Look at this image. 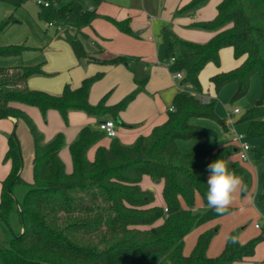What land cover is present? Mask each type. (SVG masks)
I'll return each mask as SVG.
<instances>
[{"label": "trees", "instance_id": "obj_1", "mask_svg": "<svg viewBox=\"0 0 264 264\" xmlns=\"http://www.w3.org/2000/svg\"><path fill=\"white\" fill-rule=\"evenodd\" d=\"M28 1L0 3L16 11ZM43 1L49 6L39 5L40 20L52 23L57 32L70 28L77 33L72 49L79 60L128 66L132 58L102 60L87 51L85 30L100 14L87 10L83 6L86 0ZM89 1L98 5L104 2ZM210 2L191 0L177 7L173 17H194ZM112 22L121 32L135 36L130 18ZM18 23L14 14L7 16L0 22V37ZM189 27L209 33L210 40L195 43L179 38L167 27L163 31L168 36L167 60L175 58L170 71L183 74L182 85L194 92L182 90L175 96L167 122L153 129L150 141L140 138L135 145H125L114 138L109 146H98L91 159L90 151L106 136L98 128L84 127L68 146L72 171L61 157L64 134L46 140L25 106L38 108L44 118L55 110L65 121L72 112H81L116 122L144 90L147 79L138 82L136 90L114 106L107 104L108 95L93 105L90 93L102 73L86 78L77 88L66 85L61 95H53L29 86L32 77L44 73L41 65L0 67V120H23L34 139L33 181L27 182L22 177L20 142L15 131L8 136L4 161L10 164V171L1 181L0 220L11 228L10 220L17 213L21 231H12L11 248L0 250L2 264H235L254 257L260 238L243 245L238 231L231 233L220 257L207 253L214 232L199 238L192 255L184 254L186 237L217 215L207 207V165L223 159L243 177L245 191L252 182L239 164L230 161L235 150L230 143L210 150L200 141L192 152L183 153L178 142L215 134L195 120H212L227 128L216 113V102H202L200 74L209 64L219 67L221 51L232 48L234 58L242 63L215 74L210 82L217 93L235 84L233 100H237L247 94L252 78L260 76L261 96L237 123L248 125V138L262 141L252 152L257 160L264 161V0H221L213 18ZM26 49L24 45H0V56L21 57ZM145 177L161 186L163 205L156 204L153 190L142 187ZM261 186L260 198L264 200V170ZM16 187L25 188L21 201L14 194ZM197 194L205 203L203 214L193 211ZM232 238H236L235 243Z\"/></svg>", "mask_w": 264, "mask_h": 264}, {"label": "rangeland", "instance_id": "obj_2", "mask_svg": "<svg viewBox=\"0 0 264 264\" xmlns=\"http://www.w3.org/2000/svg\"><path fill=\"white\" fill-rule=\"evenodd\" d=\"M126 1V9H129L133 5H138L139 9L142 10L141 13L144 14L145 21L149 20V26L154 30H156L155 34L158 38V42L161 48L160 54V63L165 66L169 62L166 59L167 47H168V36L163 32V29L167 27L168 29H173V24H179L184 26L188 32V37H182L180 35H176L187 41L195 42V43H207L210 38L208 34L201 30L192 29L189 26L198 21H206L209 19L208 14L206 11L203 10L201 14L194 17H183L185 24L177 21V19H164V13H166L168 8H170V4L168 0H156L154 5L157 6V11H146L143 9L142 0H125ZM186 2L191 0H184ZM219 0H211L208 4L206 10H211L213 15L216 12V6L219 3ZM93 2V1H91ZM89 0L83 1V6L87 7L88 4L91 3ZM94 3V2H93ZM102 4V3H101ZM162 4L164 5V11L160 14L162 10ZM95 8L99 5L94 3ZM175 9V8H174ZM175 11V10H173ZM40 7L36 3V1L31 0L28 1L24 7L14 10L13 7L7 5L5 3H0V22L4 20L7 16L14 14V16L21 21L19 24H15L10 29L0 37V45H20L26 44L31 48H36L41 46L49 45L48 48L51 47L52 37L54 36V32L56 26L48 27L46 23L42 22L39 18ZM168 13V12H167ZM166 13V14H167ZM169 15V14H168ZM171 15V13H170ZM196 17V18H195ZM132 22V19L130 17ZM180 20V19H178ZM173 21V22H172ZM148 24V23H146ZM63 28H60V32H62ZM128 35V34H127ZM131 36V35H130ZM199 40L201 42L195 41ZM203 40V41H202ZM45 49V48H44ZM94 57H96L92 51L88 50ZM232 52V51H229ZM231 54L230 63L226 62V58L223 57L221 53V65L219 67L215 66L214 64H209L200 74V83L202 85L203 94L209 96L208 99L205 98L206 103L216 102V113L219 118L223 119L227 125V128L224 129L218 122L206 119L195 120V124H199L204 128L212 130L215 134L205 137H194L190 140H180L179 147L183 153H190L196 147L197 143L200 141L205 142L206 147L210 150L216 149L219 146L225 145L230 143L234 148L238 149L240 147V143L231 142L230 138L227 137V133H234L238 135H242L244 137L243 142H247L252 149L258 147L262 144L261 140H252L247 136V128L248 125L246 123H237L240 118L255 105V102L260 98L262 92V82L259 75H255L250 83V88L245 96L239 98L237 100H233V96L236 92L237 86L235 84H229L225 86L219 93L216 92L214 86L210 82V78L217 73L225 72L222 71V67H232V70L235 69L237 66H234L236 59ZM48 62V58L44 59V56L41 53H24L23 57H5L0 56V67L6 68H16L19 66H36L41 65L44 71V62ZM238 61V60H237ZM83 65H85V61H82ZM147 63H138L133 66V69L137 71L138 74L141 75V80L145 77H149L150 74L148 72L150 65ZM234 67V68H233ZM228 68V69H229ZM213 71H216L213 72ZM220 71V72H217ZM230 71V70H229ZM227 72V71H226ZM45 73V72H44ZM183 75V74H182ZM184 76V75H183ZM65 88V87H64ZM63 88V89H64ZM185 90L189 92H194L193 88L190 86H185ZM42 91V90H41ZM64 91V90H63ZM63 91L61 93H63ZM61 95V94H56ZM201 95V96H202ZM171 103V102H170ZM164 114L167 116L169 112V108L171 107L170 104H166L163 102ZM238 109L241 111L240 114L235 115L234 111ZM25 110L27 113L32 117L33 121L39 128V130L44 134L46 140H51L57 133H63L65 136V147L61 152V156H67L70 160L69 170L72 171V161L71 156L68 148V138L69 135L74 132L78 126H75L76 119L78 117L82 118H89L84 113L75 114L73 116H68L67 121H65L62 116L55 110H51L48 112L47 116L44 118L42 113L38 108L25 106ZM17 125V126H16ZM94 125V124H93ZM90 123L87 124V127L93 126ZM120 127V124H119ZM118 127V129H119ZM83 128V127H82ZM81 128V130H82ZM60 129V130H58ZM15 131L16 136L20 142L21 152H22V161H23V172L22 177L27 182L33 181V157H34V139L30 128L23 120L18 121V123L10 124L8 119L0 120V195H1V181L4 180L9 171H10V164L4 161L5 154L8 149V136L11 135ZM143 138L146 141H150L152 138V132H149L147 135H140L138 139ZM104 139V138H103ZM102 139V140H103ZM104 140H107L106 138ZM109 140H107L108 142ZM136 141V142H137ZM133 145H135V143ZM72 143V142H71ZM70 143V144H71ZM93 154V153H92ZM91 154V155H92ZM250 160L243 161L240 158V153L234 152L230 156V161L233 163L239 164L249 175L251 178V187L245 191L244 186L242 185V190H239L233 203L230 206V210L228 213L223 215H215L208 221L204 222L197 228H195L187 237L184 254L190 256L193 254L195 247L198 243L199 238L205 234L214 232L211 242L209 244L207 253L209 256L217 258L222 256L225 251L226 244L228 241L229 236L232 232L238 231L239 232V240L241 244H247L253 239L260 238V242L256 247V252L253 258L248 259L242 263H235V264H257L258 261L264 260V238L263 233L260 230H257L255 225L261 220L260 212L263 211L262 203L260 201V197L258 196L255 198L254 193L256 190V169L252 163L257 162L254 157L253 152L249 153ZM93 158V157H92ZM66 164V162L64 161ZM67 166V165H66ZM151 179L149 177L144 178V184H151ZM155 191V194L158 195L157 189H151ZM25 193V188L23 187H16L14 189V194L16 198L21 201L23 199ZM264 204V202H263ZM182 206L184 208H188L186 203L182 201ZM193 211L195 213H205L206 207L203 200V197L200 194H197L195 197V203L193 207ZM17 213H14V217L11 218V228L6 225L5 222L0 220V250L11 248V240L13 238L14 232H19L20 220L17 217ZM0 264H2L0 260Z\"/></svg>", "mask_w": 264, "mask_h": 264}, {"label": "crops", "instance_id": "obj_3", "mask_svg": "<svg viewBox=\"0 0 264 264\" xmlns=\"http://www.w3.org/2000/svg\"><path fill=\"white\" fill-rule=\"evenodd\" d=\"M155 1L156 0H142L143 9L146 11L153 10L152 12L157 11L158 5H154ZM220 1L221 0L218 2ZM168 2L171 7L167 9L168 13H164L163 16H165L164 19L167 20L171 16L170 19L172 20L174 18L173 14L175 12L173 10H176L177 7L184 5L189 1L168 0ZM93 4L94 3L91 2L85 8L91 11L96 10L100 14V17H98L93 22L92 27L85 30V33L88 36L86 49L92 51V53L97 58L102 60H109L118 56L132 58L128 66L110 65L101 62L87 61H85L86 64L83 65L82 61L84 60H79L72 49V41L76 38L77 33L70 28H63L62 32H60L61 30L57 32L55 29V34L52 37L50 48H48L49 45H40V47L31 48L25 43L20 44L28 48L24 52L25 54L40 52L41 55L44 56V59L48 58V62H46V60L44 62L45 73L40 76L32 77L29 80V86L34 90H42L53 95L62 94L61 92L64 90L63 88L66 85H70L72 88H77L81 86L82 82L86 78L102 73L104 74L102 79L94 83L92 87V91L90 93V103L96 105L108 95L107 104L109 106H114L130 95L134 90H136L138 82L147 79L144 90L140 92L130 103L127 109L120 114V119L116 120V139H119L125 145H133L140 135H147L149 132H152L155 127L161 126L167 122L169 118V112L167 116L164 114L163 111L165 108H163V102L170 104L172 107L175 96L182 90H185V86L182 85V80L175 78V74L170 71V68L167 65L163 66L160 63L161 48L158 38L155 34L156 30L149 26L148 19L145 21V13H141L142 10L139 9L138 5H133L129 9H126L125 0H104V2H102V4H100L97 8H95ZM206 9L207 7L202 9L199 13L201 14V12L205 10L209 19L213 18L215 15H213L212 11ZM163 11L164 5L162 4V10L160 11V14H162ZM130 17L132 19L131 27L135 33V36H130L121 32L112 22V20L125 21ZM176 19L177 21L185 24L184 20H181L183 17ZM172 24L174 25L172 29L174 33L182 36L183 38H189L187 35L188 32L185 30L186 28H184V26L175 23ZM162 33H164V31ZM207 34V38H211V35L209 33ZM195 41L201 42L199 40ZM221 53L223 54V57L226 58V62L230 63L231 54L229 53H233L234 56L233 49L226 48L223 49ZM21 57H23V55ZM138 63H147L150 65L148 70L150 74L149 77H145L143 80H141V75L133 69V66ZM241 63L242 60H236L234 66L238 67ZM228 68L229 67H222V71L232 70V67L229 69ZM213 72L216 73V71ZM202 97L208 99L209 96L202 95ZM75 114L78 113L72 112L70 116ZM75 119V126L78 127L70 135L68 133L67 138L69 144L77 139L81 128L87 127V124H89V126L90 123L91 125L94 124L91 126V128L97 129L100 122L112 120V118L107 116L89 117L85 119L78 117ZM8 122L10 124L17 123L12 118L8 119ZM105 138L109 141L107 142V140H104ZM105 138L90 151L89 155L91 159L94 157L95 150L98 146L110 145L112 139L107 137ZM234 152H237L236 148ZM61 157L66 162L67 169L69 170L70 160L67 156H63V154ZM252 164L256 169V190L254 196L257 198L258 196L261 197L262 194L261 175L264 170V161L257 160V162ZM142 187L144 189L150 190L157 189L158 195L156 194V204H164L161 195V186H155L152 182L151 184L145 185L143 180ZM260 201L263 207V211L260 212V217H262L264 215V200H261L260 198ZM19 228V231H21V226H19Z\"/></svg>", "mask_w": 264, "mask_h": 264}, {"label": "clouds", "instance_id": "obj_4", "mask_svg": "<svg viewBox=\"0 0 264 264\" xmlns=\"http://www.w3.org/2000/svg\"><path fill=\"white\" fill-rule=\"evenodd\" d=\"M245 147L250 148L248 145ZM245 158L247 157L245 156ZM207 171L209 173L206 182L207 207L218 215L228 213L236 193L242 190L243 177L230 169L223 159L209 163ZM232 242L235 243L236 238H232Z\"/></svg>", "mask_w": 264, "mask_h": 264}, {"label": "built area", "instance_id": "obj_5", "mask_svg": "<svg viewBox=\"0 0 264 264\" xmlns=\"http://www.w3.org/2000/svg\"><path fill=\"white\" fill-rule=\"evenodd\" d=\"M36 3L38 5H44V6H49L48 2H44L43 0H36ZM46 26L48 27H53L54 25L52 23H47ZM175 62V58H171L170 61L167 63V66L170 68ZM176 79L182 80L183 79V75L181 73H177L174 75ZM202 102H205V98L202 97L201 98ZM169 111H173V106L169 109ZM241 111L236 109L234 111V114H240ZM98 129L101 130L102 132H104L105 136L107 138L110 139H114L117 137V126H116V122L114 120H105L100 122ZM227 137L230 138L231 142H236V143H240V147L237 149V151L240 153V158L243 161H248L249 160V153L252 151V148H246L245 145L250 146L247 142H243L244 137L242 135H238L236 133H234L233 135H231V133H227ZM245 156L247 158H245ZM168 212V209H165V213ZM257 230L262 231L263 233V238H264V215L261 217V220L256 223L255 225ZM257 264H264V260L262 261H258Z\"/></svg>", "mask_w": 264, "mask_h": 264}]
</instances>
